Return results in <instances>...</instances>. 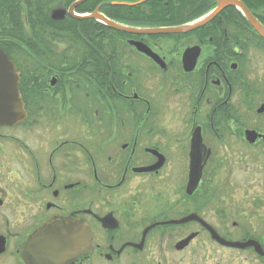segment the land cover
<instances>
[{"label": "flooded vegetation", "instance_id": "af4514ba", "mask_svg": "<svg viewBox=\"0 0 264 264\" xmlns=\"http://www.w3.org/2000/svg\"><path fill=\"white\" fill-rule=\"evenodd\" d=\"M75 1L0 0L26 112L0 125V264H39L29 238L69 219L91 248L64 264H264V201L230 200L215 148L264 165V0H86L88 17L51 18ZM195 132L211 154L189 194Z\"/></svg>", "mask_w": 264, "mask_h": 264}, {"label": "water", "instance_id": "95a60500", "mask_svg": "<svg viewBox=\"0 0 264 264\" xmlns=\"http://www.w3.org/2000/svg\"><path fill=\"white\" fill-rule=\"evenodd\" d=\"M84 0L76 1L69 9V14L74 15L73 9ZM66 10L58 8L53 10L54 19L64 18ZM105 22L111 27L119 30H128V28L104 18ZM19 74L12 61L8 59L5 53L0 50V124H11L22 120L25 116L21 94L18 88ZM259 111H264V104L260 106ZM246 137L253 142L258 134L255 130H247ZM211 149L206 146L200 132H195L192 136L190 146V175L188 180V191L192 193L202 177L203 170ZM154 167L145 168L151 170ZM201 219L196 214H190L183 221L192 219ZM211 231L212 237L220 242L230 246H244L241 242L228 241L221 237L209 224L200 220ZM196 235L192 234L186 238V243ZM90 233L85 224L78 221H64L49 223L46 230L36 231L25 245L23 251L39 264H64L67 259L80 256L88 248ZM260 246H258L259 249ZM31 253V255L29 254Z\"/></svg>", "mask_w": 264, "mask_h": 264}, {"label": "rangeland", "instance_id": "374dc122", "mask_svg": "<svg viewBox=\"0 0 264 264\" xmlns=\"http://www.w3.org/2000/svg\"><path fill=\"white\" fill-rule=\"evenodd\" d=\"M214 142L216 141H211L207 144L211 145L212 143L214 145ZM230 142H223L221 144L217 142L219 146L214 145L219 153V156L226 155L229 161V165L224 170H221L222 173L217 176V180L222 183L229 180L231 185L239 188L235 191L232 190L233 193L229 194L230 200L233 202H252V196H254L255 191H258V193L260 194L259 196L264 201V183L261 182V179H264V165L263 167H258V165L262 163V161H259V159L257 158L252 161L250 158L246 157L247 155L245 153L240 154V152L238 151L239 149H234L232 145H230ZM239 144L240 148H246L243 142H240ZM240 151L243 152V150L241 149ZM239 155L244 156V159L242 161L235 160ZM255 156H257V154H255ZM230 200L229 202L231 203ZM207 212L208 216H212V219L210 220L215 221L216 219L214 213L212 212V209H207Z\"/></svg>", "mask_w": 264, "mask_h": 264}, {"label": "bare ground", "instance_id": "6f19581e", "mask_svg": "<svg viewBox=\"0 0 264 264\" xmlns=\"http://www.w3.org/2000/svg\"><path fill=\"white\" fill-rule=\"evenodd\" d=\"M203 171H204V170H203ZM202 175H203V174H202ZM201 178H202V177H201ZM187 192H188L189 194H192V193L194 192V191H193L192 193H190V192L188 191V184H187ZM203 221H205V220H203ZM205 222H206V221H205ZM206 223L209 224L208 222H206ZM209 225H210V224H209ZM204 226H206V225H204ZM210 226H211V225H210ZM206 227H207V226H206ZM211 227H212V226H211ZM207 228H208V227H207ZM208 229H209V228H208ZM252 243H253V241H250V240H249V241H247V242L245 243V245L248 246V245H250V244H252ZM256 245H257V244H256ZM257 249H258V246H257ZM259 249H260V247H259Z\"/></svg>", "mask_w": 264, "mask_h": 264}]
</instances>
